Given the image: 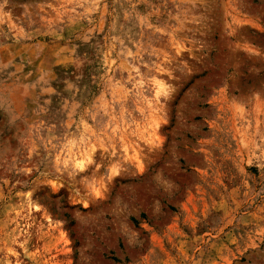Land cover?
I'll list each match as a JSON object with an SVG mask.
<instances>
[{"label": "rangeland", "instance_id": "1", "mask_svg": "<svg viewBox=\"0 0 264 264\" xmlns=\"http://www.w3.org/2000/svg\"><path fill=\"white\" fill-rule=\"evenodd\" d=\"M0 264H264V0H0Z\"/></svg>", "mask_w": 264, "mask_h": 264}]
</instances>
